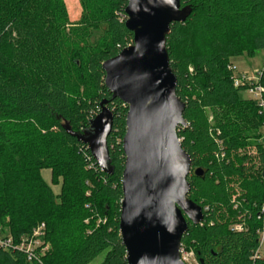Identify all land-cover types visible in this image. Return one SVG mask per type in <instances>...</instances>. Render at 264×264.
Segmentation results:
<instances>
[{
  "label": "trees",
  "instance_id": "1",
  "mask_svg": "<svg viewBox=\"0 0 264 264\" xmlns=\"http://www.w3.org/2000/svg\"><path fill=\"white\" fill-rule=\"evenodd\" d=\"M185 23L167 37L177 96L187 127H179L192 160L189 199L204 220L189 223L182 246L199 264H264L263 119L236 88L232 59L264 51V0H181ZM72 23L65 0H0V223L14 246L42 223L51 244L41 262L13 247L0 264H127L119 231L128 108L111 100L102 65L133 44L125 27L128 0H80ZM259 84L264 88V67ZM108 100L114 113L108 138L113 173L102 172L84 133ZM256 158L241 156L252 146ZM52 172L55 194L42 176ZM203 172L202 176L195 174ZM242 225V231L233 227Z\"/></svg>",
  "mask_w": 264,
  "mask_h": 264
},
{
  "label": "water",
  "instance_id": "2",
  "mask_svg": "<svg viewBox=\"0 0 264 264\" xmlns=\"http://www.w3.org/2000/svg\"><path fill=\"white\" fill-rule=\"evenodd\" d=\"M191 13L181 0H128L125 27L133 44L102 65L111 100L128 108L119 222L127 264H186L182 240L189 223L198 226L204 220L202 207L189 199L192 160L178 135L179 127L188 126L186 105L177 96L167 49L171 26L185 23ZM109 103L101 102L84 133L66 131L87 145L102 172L111 175L108 138L114 113Z\"/></svg>",
  "mask_w": 264,
  "mask_h": 264
},
{
  "label": "built area",
  "instance_id": "3",
  "mask_svg": "<svg viewBox=\"0 0 264 264\" xmlns=\"http://www.w3.org/2000/svg\"><path fill=\"white\" fill-rule=\"evenodd\" d=\"M234 70V69H233ZM236 76V75H235ZM261 76V71L255 73L254 75L249 74H242L238 77H235L234 85L236 88L244 87L247 88L245 91L248 92V94L251 96V101L256 105L258 109V114L263 119V125L261 128V139L260 144L264 148V88L259 84ZM97 163V162H96ZM264 176V171H263ZM264 215V205L262 206L259 217ZM244 229V226L238 225L233 228L235 231H242ZM3 231L0 230V248L3 249H10V248H17L21 251H23L26 255L29 261H38L41 262L40 254L38 253V249L42 248L41 252H44L46 248L44 247V233H45V226H38L34 231L31 237L29 238H23L19 245L14 246V240L9 235H3ZM259 236V248L258 251L255 253V258H260L264 254V230L258 231ZM180 254L182 257V260L187 264L189 262V259L194 256L193 252H187L183 246H181Z\"/></svg>",
  "mask_w": 264,
  "mask_h": 264
},
{
  "label": "rangeland",
  "instance_id": "4",
  "mask_svg": "<svg viewBox=\"0 0 264 264\" xmlns=\"http://www.w3.org/2000/svg\"><path fill=\"white\" fill-rule=\"evenodd\" d=\"M65 3L67 5V10L69 14V18L72 23L78 22L81 18L82 14V7L80 4V0H65ZM233 66L235 68V77H238L242 74H249V75H254L257 71L262 70L264 67V51H258L254 57H248V56H243V57H238V58H233L232 59ZM246 91H242L240 93V97L243 99L245 97L249 98V94H247ZM251 100V96L250 99ZM253 144L252 146L248 147L247 149L243 150L240 152L241 156H247L249 158H256L258 149L254 145L255 143L259 144V141H251ZM42 176L45 179V181L52 186L54 193L59 194L61 190V185H53L52 184V172L50 170H46L42 172ZM44 225L46 228V225L44 223L40 224L39 226ZM234 228V227H233ZM0 230L3 231V235H9L10 230L8 227H5L3 224L0 223ZM44 247L46 250L44 252H41V254H46L48 251L50 252L51 250V244L44 241ZM105 257V254H102L99 256L93 263L91 264H98L100 263L103 258ZM187 264H199L195 256L189 259V262Z\"/></svg>",
  "mask_w": 264,
  "mask_h": 264
},
{
  "label": "crops",
  "instance_id": "5",
  "mask_svg": "<svg viewBox=\"0 0 264 264\" xmlns=\"http://www.w3.org/2000/svg\"><path fill=\"white\" fill-rule=\"evenodd\" d=\"M232 67H233V69H234V73H235V68H234V66H233V62H232ZM261 70H259V71H257V72H260ZM256 72V73H257ZM245 74H247V73H245ZM247 92V91H246ZM245 92V93H246ZM247 94H248V92H247ZM243 99H246V100H249L250 99V96H249V98L248 97H245V98H243Z\"/></svg>",
  "mask_w": 264,
  "mask_h": 264
}]
</instances>
